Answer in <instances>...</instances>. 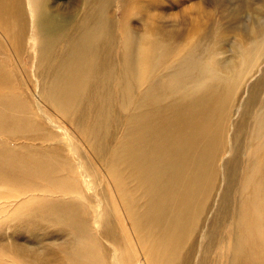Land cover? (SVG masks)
Returning a JSON list of instances; mask_svg holds the SVG:
<instances>
[{
    "label": "bare ground",
    "instance_id": "bare-ground-1",
    "mask_svg": "<svg viewBox=\"0 0 264 264\" xmlns=\"http://www.w3.org/2000/svg\"><path fill=\"white\" fill-rule=\"evenodd\" d=\"M79 1L0 0V264H264V0Z\"/></svg>",
    "mask_w": 264,
    "mask_h": 264
},
{
    "label": "rangeland",
    "instance_id": "rangeland-1",
    "mask_svg": "<svg viewBox=\"0 0 264 264\" xmlns=\"http://www.w3.org/2000/svg\"><path fill=\"white\" fill-rule=\"evenodd\" d=\"M163 2H164V6H165V12L162 14L161 18L164 19L165 24H168L169 20L170 21H173V20L176 21L175 24L176 23L178 24L177 30L179 32V36H178L177 40L180 43V45H183V43L185 42V39H190V38H193L195 36L194 27L196 26V22L198 23V19H199L198 18L199 13H196L197 12V4H196L197 0H163ZM77 4L79 6H81V3L79 0H52V2H51L54 13H56L57 15L61 14L62 16H65V17L71 15L70 12L75 10V8L79 7ZM112 10H114V8H112ZM68 13H69V15H68ZM153 13H154V8L149 7V8H146L144 10L143 16H145V17L151 16ZM112 14L114 15V13H112ZM155 14L160 15L161 12L156 10ZM176 14H178V17ZM139 18H141V16H139ZM114 20H115V29H116V31H119V30H122V25H121L123 23L122 21L123 20L129 21L130 19L127 18L126 13H125V9L119 10V8H116ZM203 20H205V19H203ZM131 22H132L131 25H134L135 27H139V24H137L136 22H134V21H131ZM141 30L142 29H139V28L134 29L135 33H140ZM29 67H31V64H29ZM261 67L263 68L264 64ZM29 70H30V68H29ZM258 75H259V72L257 74V77L255 76V78L253 77L250 80V82L247 85V88L250 86V83L252 84V82L258 78ZM245 98H246V95H244L241 98L242 104L244 103L243 101H245ZM242 104L240 105V103H239V106L236 107L233 118H232V124H234L236 122L238 115H239V112H240V108H241L240 106H242ZM251 122H252V118L248 121L247 131H248V129H250L249 127H250ZM232 134L233 133L231 132L230 137L232 136ZM243 140L246 141V138H243ZM251 150H253L252 147H251ZM263 152H264V145L261 146L260 148L256 149L255 155H251L250 157H245L243 159L241 157L240 162H239V167L240 166H243V167L249 166L251 164L254 156L262 155ZM229 156H230V152H228L227 154H224V156L221 157L222 159L220 160V162H218L219 169H223L224 161L226 159H228ZM222 187H223V184L221 182H219L218 192H217V196L215 198V205H214L215 208L218 204L219 194H221V192H222ZM232 192H231V196H232L231 200H233L234 197L235 198L237 197L236 190L233 189ZM238 196H239V194H238ZM1 215H2L1 219L4 221V219H3L4 213H2ZM2 220H1V224H0V233L2 231V235L0 238L2 239V237L4 236L3 240L6 243H10L11 238H9V233L11 231V228L6 226V224H5L6 222H3ZM3 233H5V235L7 234V236H5ZM204 234H205V232L200 234L201 236H203V239L201 240V242L204 241ZM31 235H34L35 237H30V238L24 239V243L29 244L31 247H34V248L36 247V249H38V247H39L40 250H45V248L50 247V242H51L50 238L53 239L54 237H56L57 241L60 239L66 238L65 235L60 236L59 234H56L52 229H50L48 227L39 228L38 230L33 231ZM40 236H46V239H41ZM1 239H0V241H1ZM4 254L9 255V252L5 251ZM9 257H15V255L12 254V256L9 255ZM3 263L10 264L8 262H3ZM221 264H227V257H224L222 259Z\"/></svg>",
    "mask_w": 264,
    "mask_h": 264
}]
</instances>
